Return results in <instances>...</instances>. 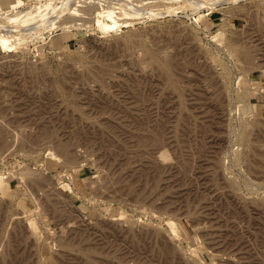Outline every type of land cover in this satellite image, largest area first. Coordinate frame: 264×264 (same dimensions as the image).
<instances>
[{"label": "rangeland", "instance_id": "1", "mask_svg": "<svg viewBox=\"0 0 264 264\" xmlns=\"http://www.w3.org/2000/svg\"><path fill=\"white\" fill-rule=\"evenodd\" d=\"M0 264H264V0H1Z\"/></svg>", "mask_w": 264, "mask_h": 264}, {"label": "bare ground", "instance_id": "2", "mask_svg": "<svg viewBox=\"0 0 264 264\" xmlns=\"http://www.w3.org/2000/svg\"><path fill=\"white\" fill-rule=\"evenodd\" d=\"M0 2H1V0H0ZM20 3V2H19ZM11 8V7H10ZM5 10V9H4ZM9 10H11V9H9Z\"/></svg>", "mask_w": 264, "mask_h": 264}]
</instances>
